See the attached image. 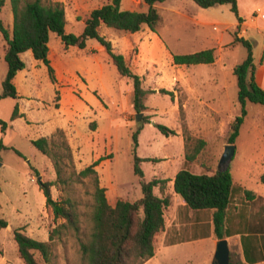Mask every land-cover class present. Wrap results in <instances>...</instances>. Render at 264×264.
Instances as JSON below:
<instances>
[{
    "label": "rangeland",
    "instance_id": "obj_1",
    "mask_svg": "<svg viewBox=\"0 0 264 264\" xmlns=\"http://www.w3.org/2000/svg\"><path fill=\"white\" fill-rule=\"evenodd\" d=\"M50 1H59L64 7L65 32L78 35L83 31L89 12L111 0ZM120 7L146 10L143 0H121ZM156 8L162 21L155 32L146 26L134 33L100 27V33L111 41L113 50L121 53L131 70L141 76L142 86L154 90L145 97L147 108L139 121L132 107L130 79L117 72L97 40L88 39L83 49L68 46L63 50L60 38L50 34L49 66L56 72L53 93L58 96L52 99L58 105L49 103L51 93L48 91L42 95L46 106L44 123L25 128H11L7 124L1 131V142L6 147L0 149V218L5 219L9 227L0 229V244L9 256L19 257L12 238L14 229L47 241L50 231L62 221L55 219L46 206L38 183L39 176L43 182L55 180L51 163L31 144L32 139L48 134L51 128L63 130L72 150L71 168L75 172L102 158L95 170L110 204L117 198L133 201L142 196L140 178L133 172L134 154L142 159L140 168L145 181L161 178L159 173L163 171L169 178L181 168L199 174L204 172L201 164L206 163L213 171L227 168L233 184L263 198L250 202L252 213L264 202V182L261 181L264 105L246 102V114L242 116L233 73L248 54L243 44L233 42L234 37L253 40V57L258 61L264 50V33L248 25L237 28V15L229 4L202 8L193 0H164L157 3ZM0 19L4 25L12 24L9 0L0 6ZM1 39L0 33L2 85L7 64L3 58L5 41ZM207 48H214L216 59L212 64L184 66L172 62V54ZM29 58L34 59L31 52L26 51L23 61L28 63ZM45 69L47 74L46 64ZM48 73L52 79L53 71L48 70ZM160 89L168 93L159 92ZM239 116L242 120L233 143L234 153L228 163L220 164L225 145L229 144L231 127ZM91 122H95L94 128L90 127ZM139 122H143L140 128ZM155 124L172 128L176 134L166 135ZM199 139L205 144L189 163L185 154L194 152ZM74 185L80 209L84 211L93 190L92 178H82V182ZM50 191L53 199L58 200L60 186L52 185ZM153 192L159 195L158 187L155 186ZM176 197L181 199L179 195ZM241 198L242 195L236 196V202ZM169 219L167 208V224ZM169 244L170 235H165V230L157 233L154 255L145 264H212L215 248L208 241ZM53 253L54 264H80L77 245L72 239L57 241ZM34 255L39 264H44L39 253L34 252ZM20 261L24 264L21 258Z\"/></svg>",
    "mask_w": 264,
    "mask_h": 264
},
{
    "label": "trees",
    "instance_id": "obj_2",
    "mask_svg": "<svg viewBox=\"0 0 264 264\" xmlns=\"http://www.w3.org/2000/svg\"><path fill=\"white\" fill-rule=\"evenodd\" d=\"M5 0H0V6ZM164 0H143L146 10L122 9L121 0H111L108 3L92 9L84 20L83 31L76 35L65 32V11L61 2L50 0H9L12 11L11 31L0 19V33L4 44V60L7 72L2 81V97L17 98L13 78L17 71L24 68L21 53L30 50L32 56L49 66L48 42L51 33L56 34L67 46L84 48L88 39H95L107 52L117 72L132 83V107L134 112H142L147 107L145 97L150 89L142 86L141 76L133 72L124 56L113 50L111 41L100 33L104 26L120 32L134 33L143 26L156 31L162 21V16L156 4ZM202 8L229 4L237 15V0H193ZM239 24H237V28ZM233 42L243 44L248 54L238 64L233 73L237 80V99L241 105L242 116L246 114V102L264 105V87L255 81V63L250 39L235 36ZM264 55V50L263 54ZM216 56L214 48L201 49L191 53L172 54L175 65L190 66L195 64H212ZM159 92L168 93L164 89ZM19 116L15 106L11 119ZM146 117H144L145 121ZM242 120L235 119L229 135V143H234L238 127ZM143 121V122H144ZM139 122V128L142 123ZM7 122L0 119L3 132ZM155 126L166 135H175L176 131L162 124ZM136 144V133L133 134ZM31 144L47 157L55 180L38 181L45 197V204L50 208L55 219H61L49 233L47 241H41L28 236L22 229H14L12 238L16 244L19 257L24 264H39L34 252L39 253L44 264H54L53 248L57 241L72 239L80 256V264H144L154 255V238L157 233L165 230V209L171 203V196L165 193L167 179L154 177L145 181L140 168L141 158L134 154L133 172L140 178L142 196L134 201L118 198L111 205L106 197L105 188L100 186L95 166L99 158L90 165L75 172L71 168L72 150L62 130L55 131L50 138L39 137L31 140ZM205 142L197 141L192 154H185V160L191 163ZM4 147L0 141V149ZM204 172L193 173L186 168L177 170L173 179V191L185 202V207L195 211H212L213 234L217 239L239 234L244 260L247 264L264 261V202L257 212H251V203L263 200L254 192L239 184H233V178L228 169L213 171L211 167L201 164ZM92 178L93 190L90 193L85 210L80 209L74 184L82 182V178ZM264 182V173L261 175ZM58 185L61 195L53 199L50 191L52 185ZM158 187L161 195L153 192ZM242 195L240 202L235 197ZM8 226V222L0 218V229ZM209 232L203 233L207 236ZM193 235L192 238H196ZM229 264H236L231 263Z\"/></svg>",
    "mask_w": 264,
    "mask_h": 264
},
{
    "label": "crops",
    "instance_id": "obj_3",
    "mask_svg": "<svg viewBox=\"0 0 264 264\" xmlns=\"http://www.w3.org/2000/svg\"><path fill=\"white\" fill-rule=\"evenodd\" d=\"M240 1L242 2V5ZM240 1L237 0V13L238 16L241 18V21L238 23L239 27H241L242 25H248L264 33V0H240ZM5 26L11 31L12 28L11 23L8 22ZM67 48L68 46L65 47V45L63 44V50H66ZM49 51L50 50H48V53ZM25 53L26 51L21 53L20 55L22 60H24L23 55ZM47 56L49 60V54ZM3 58H4V46H3ZM23 62H24V68L17 71V73L13 78V83L17 91V98H12L9 96L0 98V119L7 121V124L10 125L11 128L17 126L18 127L22 126V128L23 127L25 128V126H30V125L33 126L34 124L38 125L39 122L44 123V110L46 106L44 104V100L42 99V95L44 93H47L48 91H50L49 94L51 93V98H50L51 102L49 103L54 104L55 106L58 105L52 99L56 95L53 93V91L55 90V83H56L55 70L53 69V78L51 79L48 73V69H47V74H45L46 71L45 64L41 60H37L35 58L34 59L29 58L28 63H26L25 61ZM254 63H255V81L258 85L264 87V55L261 56L258 61H255L254 59ZM43 77H45V79ZM0 87L2 88L1 84ZM22 89L27 90L26 94L25 91H22ZM1 92L2 89L0 93ZM57 97L58 96L56 95L55 100ZM15 106L17 107L19 116L15 117L14 119H11L10 117ZM90 127L94 128L95 122H91ZM57 130H61V129L51 128L48 134H45L41 137L50 138L51 135ZM2 135L3 134L1 133V128H0V141ZM166 159L168 160V157ZM176 172L177 171H174L169 178H167V175L164 173V171L159 173L162 176L161 179H167L164 190L165 193H168L171 196V203L167 207L170 211L169 223L167 224L165 220V235L166 234L170 235L169 245L208 241L209 244H211L216 249V245L219 239H217L213 234L212 211H208V210L195 211L185 207V202L183 201V199L181 197H180L181 199L177 198L176 195L178 194H176L173 191V179ZM159 195H161L160 190H159ZM164 218H165V213H164ZM206 231L209 232V234L207 236H202L203 233H205ZM193 235H196L195 236L196 238H192ZM224 238L227 239L228 242L229 262L236 264H247L243 256L241 236L239 234H233L230 236H226ZM233 256H235L234 260H232ZM213 261H214V257H213ZM0 264H23V263H21L20 258L18 256L16 255L9 256L6 250L4 249V245L1 243ZM253 264H264V261L256 262Z\"/></svg>",
    "mask_w": 264,
    "mask_h": 264
},
{
    "label": "water",
    "instance_id": "obj_4",
    "mask_svg": "<svg viewBox=\"0 0 264 264\" xmlns=\"http://www.w3.org/2000/svg\"><path fill=\"white\" fill-rule=\"evenodd\" d=\"M253 43V40H251ZM142 112L136 113V120L139 121ZM235 146L233 143H229L225 145L224 151L220 158V164H226L230 161L233 153H234ZM1 166V162H0ZM38 181H41V177H38ZM213 264H229V247L227 239L222 238L219 239L216 249L214 252V261Z\"/></svg>",
    "mask_w": 264,
    "mask_h": 264
}]
</instances>
